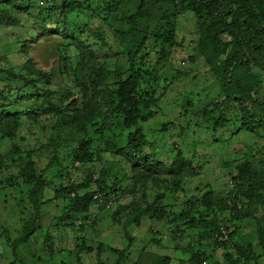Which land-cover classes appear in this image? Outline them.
<instances>
[{
  "label": "rangeland",
  "instance_id": "obj_1",
  "mask_svg": "<svg viewBox=\"0 0 264 264\" xmlns=\"http://www.w3.org/2000/svg\"><path fill=\"white\" fill-rule=\"evenodd\" d=\"M55 1L59 3L57 12L48 17L47 28L51 31L42 34L43 17L40 8L49 7L48 2L0 0V12L12 11L14 17L22 23V26L17 27L7 25V21L4 25L0 24V70L7 72L11 69L19 75L26 74L24 66L28 57L25 49L36 62L37 68L46 71L55 70L58 73L62 58L66 59L64 64L68 73L59 76L52 88L57 90L67 86L81 107L82 89L79 90L76 85L74 75L78 73L81 76L84 64L92 58L94 66L90 65L95 71L104 73L109 70L107 81L114 87L119 77L112 73L125 65L127 60L126 51L119 48L116 42L109 41L106 36L104 40L91 38L90 31L103 33L116 15L120 18L127 14L133 15L132 20L138 22L140 30L153 31L161 24L167 25V34L161 38L172 43L155 47L150 39L143 51L151 66L143 70L148 71L149 75L142 73L144 77L139 79L140 83H147L140 87L139 95L149 93L153 95L152 100L157 101L154 104L151 102L153 105L149 111L153 112L152 116L142 123L145 124L144 133L152 143V146L145 148V153L150 160L159 162L169 172L178 153L182 154L187 164L181 175H170L162 169L160 171L163 172L156 174L155 180L135 185L131 183V167L125 157L118 154L125 145L126 135L120 121L117 127L109 130L112 131L110 135L106 133L102 136L96 132L98 127H91L87 135L74 125L64 122L59 115L44 113L45 105L37 107L40 110L37 116L41 115L36 119L34 117L37 116L32 115L35 110L33 100H27L26 96L33 95L34 90L15 80L12 74L0 73V114L19 113L14 132L10 131L14 122L6 128L12 137L2 138L0 135V158L4 159V170L0 175V264H61L63 260L67 264H74V258L66 255L67 251L77 249V235L85 237L87 245L94 249H97L99 243L120 250L127 248L125 264H158L160 257L171 259L170 264H190L192 253L197 251L204 257V264H264L262 67H251L250 74L260 83L245 97L247 99L242 104L230 102L223 108V112L230 116L228 118H232V124L226 125L229 127L228 133L216 134L212 138V125L219 119L220 111L209 117V128L200 118L203 114L201 110L207 105L223 102L224 97L215 82L211 66L198 48L203 36L199 33L196 15L189 7L162 8L150 1H145L142 6L136 0H63L66 6L76 5L64 15L61 0ZM159 16L165 17L167 23L160 22ZM221 38L223 43L229 41L227 36ZM31 39L35 41L31 42ZM74 40L84 42L82 52L88 55L83 64L82 52L74 46ZM189 94H194L193 105L185 112V101ZM55 96L59 100L62 95ZM245 121L249 122L253 130L247 132L243 128ZM166 124L169 126L165 129ZM87 137L94 139V148L101 153L100 160L89 163L83 169L72 170L73 153ZM103 148L106 150L102 151ZM14 151L16 153L12 157ZM54 154L60 159V167L47 169ZM30 158L35 163L36 172L45 176L43 201L53 200L59 186L81 184L91 175L97 179L103 170L107 173L110 170L115 175L120 173L122 167L129 176L121 183L120 193H123L118 195L120 199L117 200V195H110L118 203L117 206L106 210L94 204L86 213L68 215L69 225L52 228L51 237L55 240L53 246L56 252L53 259L44 241L45 229L37 231L26 243L16 241L24 233V226L31 221L34 213L28 200L29 190L24 182V170ZM246 163L252 175L261 177L259 181L255 178L252 181L254 184L258 182L259 187L255 188L254 184L247 182L241 188V192L244 191L242 199L238 197L237 202L231 201L241 207L247 205L246 214L241 220H233V213L227 211L221 215L227 221L220 223V219L216 220L217 226L229 228V234L234 232L232 243L230 239L225 244L216 240L213 237L215 228L205 226L204 223L189 227V221L187 224L182 221L174 224L170 222L169 216L178 217L186 210L190 218L199 221L201 218L197 210L207 211V208L201 206L204 195L212 193L215 197H221L222 201L227 199L237 184L234 182L232 185L233 177L240 174L239 168L246 166ZM113 179L111 176L109 181L113 182ZM230 196L233 198L235 195ZM120 205L127 208L124 211L126 213L133 211L129 216L136 215L139 208L150 207H163L166 216L160 222L145 216L138 223L129 225L127 216L115 213ZM44 210L46 227L55 214L65 217L62 199L57 200L53 206H46ZM213 214L210 213L208 217L212 222L215 221ZM238 247L250 249L247 261L238 260ZM104 258L106 264H113L116 260L110 251L104 254ZM84 261L96 263V255L93 253L85 256Z\"/></svg>",
  "mask_w": 264,
  "mask_h": 264
},
{
  "label": "trees",
  "instance_id": "obj_2",
  "mask_svg": "<svg viewBox=\"0 0 264 264\" xmlns=\"http://www.w3.org/2000/svg\"><path fill=\"white\" fill-rule=\"evenodd\" d=\"M43 1L48 2L49 7L40 8L43 17V21L41 22L42 34H48L51 31L47 28L49 23L48 17L57 12L59 3L55 0ZM136 1L141 2L142 6H144L145 1H150V3L160 5L162 8L170 7L183 9L184 7H189V10H192L196 15L198 30L203 36L200 44H198V48L211 66L215 82L218 84L221 95L224 97L223 102H216L213 105L202 107L203 109L201 108V111L203 114L200 118L202 122H204V125L206 124L207 127L211 128L209 117L220 111L219 119L215 120L212 125V138L216 134L225 135L228 133L229 127H226V125L232 124V118H228L230 116L223 112V108L230 102L242 104L243 100L247 99L245 97L257 88L259 81L250 74L253 65L257 67L261 66V69L264 70V0H155V3H153L154 0ZM61 3L65 12L64 15L72 11L76 6L73 4L66 6V2L63 0H61ZM0 15V24L4 25L7 21V25L16 27L22 26V23L20 24L14 17L12 11L5 10L3 13L0 12ZM116 16L111 23L109 22V24L106 25L103 33H94L92 31L89 33L91 38L104 40L106 36L109 41L116 42L119 48L126 51V64L121 65L112 73L119 77V81L114 82L113 87L112 83L107 81V73H109V70H106L104 73H98L90 65L91 63L94 66L92 58H90L89 63H86V65L84 64L81 76H79L78 73L74 75L76 85L79 90L82 89L83 102L81 103V107L78 106V101L73 98L71 89L67 86L58 88L57 90L52 88L59 76L68 73L64 64L66 59L62 58V65L58 73L55 70L46 71L37 68L36 62L29 56L27 49H25V53L28 57V61L24 66L26 74L19 75L11 69L7 72L0 70V73L12 74L15 80L23 83L25 87L34 90L33 95H26L28 97L27 100H33L32 104L35 109L32 111L33 116H37V112L40 111L37 107L39 108L45 105L46 108L43 110L44 113L59 115L64 122L74 125L81 132L87 133V135L91 127H98L96 132L102 136L106 133L110 135L112 131L109 130H113L117 127L120 121L122 128H125L126 135L125 145L118 151V154L125 157V161L131 167V183L138 185L155 180L156 174H161L163 172L160 171L162 169H164L165 172H169L166 171L167 169L159 162L150 160L149 155L145 153V148L147 146H152V143L147 139L144 133L145 124L142 123L147 119L149 120L152 116L153 112L149 111V109L157 101L152 100V94L149 95V93H146L144 96L141 94V96L139 95L140 87L147 84L146 81L140 83L139 79L140 77H144L142 73L145 74V76L149 75L148 71H143L145 69L147 70L148 66H151V63L144 57L143 51L149 45L150 39L153 40V46L155 47H160L162 44L172 42L161 38L163 34H167V25L165 24H161L153 31L147 29L140 30L138 22L132 20L133 15L127 14L120 18ZM159 18L160 22H166L165 17L159 16ZM224 36L229 37V41L223 43L221 37ZM160 39L162 41H159ZM30 41L34 42L35 39H31ZM82 44L84 45V42L74 40V46L81 52L84 50ZM81 55L83 64L88 54L82 52ZM121 76H126L127 78L123 79ZM56 94L62 95L59 100L55 99ZM193 97L194 94L187 95L185 103L186 106L190 108L186 107L185 112L191 109ZM28 112L29 110L27 113ZM18 115L6 114L4 112L0 114V135L2 138L12 137V133L18 123ZM40 115L41 113L38 116ZM38 116L34 118L37 119ZM13 122L15 124L10 130L12 131L11 133L6 128ZM168 126L169 124H166L164 128L166 129ZM242 126L247 132L253 130L249 122H243ZM92 149L95 153L92 152ZM101 150L105 151L106 148ZM15 153L16 151L12 152L11 156L14 157ZM73 154V161L71 163L72 170L83 169L89 163L99 161L101 157L100 150L94 148V139L88 137L78 145ZM186 164L182 154L178 153L172 161L169 174L176 176L181 175L185 172ZM56 167H60V159L54 154L47 169ZM120 168V173H116L115 175H112V171L110 170L108 173L103 170L101 171L100 177H97V179H95L94 175H91L81 184H72L69 187L61 185L55 190L53 200L43 201L42 197L46 190L45 180L43 179L45 176L36 172L35 163L32 158H30L28 164L25 166L24 182L29 190L28 200L30 205L34 208V213L31 215V221L25 224L24 233L20 237H17L16 241L26 243L37 231H43L45 229L44 241L47 248L52 253L53 259L56 252L53 246L55 245V240L51 237L52 228L58 229L61 226L69 225L67 218L74 214L86 213L94 204L106 210L112 209L118 205L110 195H117L116 198L119 200L121 196L118 195L123 193H120V191H122L120 190L121 183L124 179L129 177L122 167ZM66 169L67 168L64 170ZM3 170L4 159L0 158V175ZM61 172L62 171L59 172L60 175ZM239 173L240 174L233 177L231 181L232 185L234 182L237 184L234 185L235 190L233 189L229 193L227 199L222 201L221 197H215L212 193L204 195L201 200V206L207 208V211L197 210L201 218L199 221L195 222V219L193 220L190 218L188 210H186V212L184 211L185 213L178 217L169 216L170 222L174 224L178 221H182L187 224V221H189L187 224L189 227L204 223L205 226L215 228L213 237L215 236L216 240L218 239L216 236L217 234L223 236L221 230L223 229L227 236V240L230 239L232 243L234 232L229 234L228 231L230 229L217 226L216 220L220 219V223L227 221L225 217L221 218V215H224L227 211L233 213V220H241V218L244 217L243 215L247 212V205L241 207L239 204L232 203L231 201L237 202L238 197L242 199L244 191L241 192V188L244 184L247 185V182L252 183L254 178L256 181L261 179L260 176L257 175V177L255 174L252 175L250 173L247 163L246 166L239 168ZM110 175L114 178L113 182L109 181ZM254 186L257 188L260 184L257 182ZM96 193L102 196V202L101 200H94ZM232 194L235 195L233 198L230 196ZM59 199L63 201L66 211L65 217H59V215L55 214L50 219L48 226H44L46 219L44 208L46 206H53ZM111 201L114 202V205L109 207L108 205ZM126 209L125 206L120 205L117 207L115 213L117 215H122L123 213V216H127V224L129 225L138 223L145 216L157 222L163 221L166 216V211L163 207L139 208L136 215L133 214L132 216L129 215L133 211L126 213L124 212ZM209 212L215 213L213 214L215 221L212 222L208 219V217H210ZM68 215L70 216L67 217ZM111 224H113V220H111ZM75 240L77 242V249H73V251L70 252L67 251L66 255L69 258H74V264H89L84 261V258L93 253L96 255L97 262L92 264H106L104 254L109 253V251L113 256H116V260L113 264H125L127 262V248L120 250L104 243H99L97 249H94V247L87 245L88 240L85 237L77 235ZM227 240L221 241L222 244H225L224 242ZM130 246L131 245H129L128 248H130ZM238 249L240 255L238 260L240 262H242L243 259L247 261L250 256V249H245V247H238ZM170 260L169 258L160 257L157 262L158 264H170ZM190 260V264H204V257L201 256L200 251L196 253L193 252ZM61 262V264H67L66 260Z\"/></svg>",
  "mask_w": 264,
  "mask_h": 264
},
{
  "label": "built area",
  "instance_id": "obj_3",
  "mask_svg": "<svg viewBox=\"0 0 264 264\" xmlns=\"http://www.w3.org/2000/svg\"><path fill=\"white\" fill-rule=\"evenodd\" d=\"M94 200H95V201H99V200H101V202L103 201V200H102V196H100V194H97V193H96V195L94 196ZM109 205H111V203H110ZM109 205H108V206H109ZM221 230H222L223 236H219V234H217L216 236L218 237V240H219V241H225V240H227V236L225 235V231H224L223 229H221Z\"/></svg>",
  "mask_w": 264,
  "mask_h": 264
},
{
  "label": "clouds",
  "instance_id": "obj_4",
  "mask_svg": "<svg viewBox=\"0 0 264 264\" xmlns=\"http://www.w3.org/2000/svg\"><path fill=\"white\" fill-rule=\"evenodd\" d=\"M110 203H111V205H109V207H111V206H113V205H114V202H113V201H111ZM110 203H109V204H110Z\"/></svg>",
  "mask_w": 264,
  "mask_h": 264
}]
</instances>
